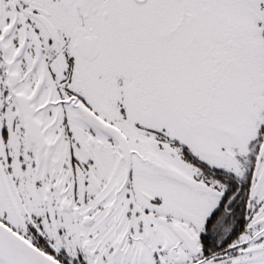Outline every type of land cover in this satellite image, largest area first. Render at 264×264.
<instances>
[{
  "label": "snow or ice",
  "instance_id": "1",
  "mask_svg": "<svg viewBox=\"0 0 264 264\" xmlns=\"http://www.w3.org/2000/svg\"><path fill=\"white\" fill-rule=\"evenodd\" d=\"M0 264H264V0H0Z\"/></svg>",
  "mask_w": 264,
  "mask_h": 264
}]
</instances>
